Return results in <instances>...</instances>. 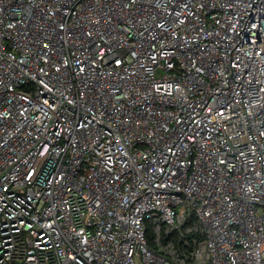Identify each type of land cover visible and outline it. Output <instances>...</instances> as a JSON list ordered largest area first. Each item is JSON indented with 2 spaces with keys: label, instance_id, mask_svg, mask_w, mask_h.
I'll list each match as a JSON object with an SVG mask.
<instances>
[{
  "label": "built area",
  "instance_id": "obj_1",
  "mask_svg": "<svg viewBox=\"0 0 264 264\" xmlns=\"http://www.w3.org/2000/svg\"><path fill=\"white\" fill-rule=\"evenodd\" d=\"M0 264H264V0H0Z\"/></svg>",
  "mask_w": 264,
  "mask_h": 264
}]
</instances>
